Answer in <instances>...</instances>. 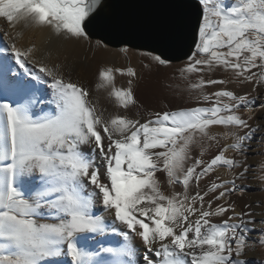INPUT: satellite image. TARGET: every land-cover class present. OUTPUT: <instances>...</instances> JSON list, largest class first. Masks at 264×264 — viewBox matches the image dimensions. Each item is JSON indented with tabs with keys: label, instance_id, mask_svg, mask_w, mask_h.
Instances as JSON below:
<instances>
[{
	"label": "snow or ice",
	"instance_id": "snow-or-ice-1",
	"mask_svg": "<svg viewBox=\"0 0 264 264\" xmlns=\"http://www.w3.org/2000/svg\"><path fill=\"white\" fill-rule=\"evenodd\" d=\"M197 3L193 42L177 69L196 106L144 118L133 66L98 70L96 89L123 110L106 115L50 53L22 42L25 28L90 42L100 0H0V264H248L238 259L246 248L264 246L252 205L237 211L231 199L249 171L237 156L246 159L258 130L249 120L259 98L252 93L264 88V0ZM141 55L144 68L170 64L162 53ZM117 75L127 87L116 86ZM39 85L50 100H37ZM245 85L251 92L237 91ZM38 102L53 107L37 113ZM258 167L264 183V162ZM220 169L230 178L215 175ZM109 233L124 242L81 244Z\"/></svg>",
	"mask_w": 264,
	"mask_h": 264
},
{
	"label": "water",
	"instance_id": "water-1",
	"mask_svg": "<svg viewBox=\"0 0 264 264\" xmlns=\"http://www.w3.org/2000/svg\"><path fill=\"white\" fill-rule=\"evenodd\" d=\"M198 19L197 0H100L92 39L186 59Z\"/></svg>",
	"mask_w": 264,
	"mask_h": 264
},
{
	"label": "rangeland",
	"instance_id": "rangeland-1",
	"mask_svg": "<svg viewBox=\"0 0 264 264\" xmlns=\"http://www.w3.org/2000/svg\"><path fill=\"white\" fill-rule=\"evenodd\" d=\"M231 3L232 2L226 0L225 6H230ZM96 40L97 39H92V38L90 39V41L92 42H96ZM85 43L86 42H81L82 48L83 49L85 48L84 50L87 49ZM106 48L119 52L121 48H127L128 52L125 55H127L128 58L130 59L131 66H133L136 69V71L141 73V75L146 78V82L138 91V94L144 96L145 98L143 100V105H142L144 113L162 111L165 108V106L168 105V103H173V102L175 104L185 105L183 107L196 106L195 101H191L187 99L188 93L185 89L184 83L180 80L179 74L177 72V69L183 66L187 58L177 62H170V64L167 67L153 65L151 69H148V68H144L143 64L149 63V60L147 57L141 55L142 53L148 51L133 49L128 46L111 47L107 45ZM93 55L94 53L92 51L86 50L85 57L87 58L88 61H91ZM116 86L119 87V84H117ZM229 87L235 88L236 86L230 85ZM251 88H252L251 85H245L243 86L242 89H237V91L251 92ZM252 95L253 96L258 95L259 98L256 100L255 104L253 105V112L250 114L252 118L249 120V124L252 127H257L258 130L254 134V139L252 140L253 142L251 141V143L248 146V149L246 150L245 153L246 159L243 156H237L238 159H243L244 163L249 166V171L246 173L245 179L237 181L238 184L245 186L244 192L233 194L231 196V199L236 202L237 211L246 210L244 209V206L246 204H250V205L255 204L257 206L256 208H251V211L253 213L256 212L255 214L263 215V216L261 215L262 217L261 216L255 217V228L259 230V229H264V224L259 223L260 220L264 219V183L260 182L256 178L261 174V170L258 167V165L264 162V109H260L259 107L261 103H264V88L258 89L257 92H253ZM171 100L173 102H171ZM248 115H249L248 113H245V118H247ZM214 129H216L215 131L220 130L218 128H214ZM252 149H254V151H251ZM228 155L234 156L236 154L233 152H229ZM215 175H222L224 177L226 176L225 178H230L226 175L225 169H220L217 173H215ZM161 178L163 179V177ZM249 227H253V225H249ZM109 234L105 235V237L102 236L101 240H104L102 242L104 245L101 243V246L103 245L104 247H106L105 245L106 243L108 244L109 242H113L114 240L113 237H116V234H112V233ZM108 238L109 240H107ZM121 240L118 243L117 247L124 242L123 240L122 241ZM94 244H98V241L96 239L94 240ZM116 244L114 245V247H116ZM97 246L98 245H95L93 248L96 249ZM251 251L258 252L256 253L258 255V259L256 262L253 263L248 262V264H264V246H261L259 244H256L254 246L250 245L248 248H246L244 254L238 259L246 260V254ZM141 258H142V253H141Z\"/></svg>",
	"mask_w": 264,
	"mask_h": 264
},
{
	"label": "bare ground",
	"instance_id": "bare-ground-1",
	"mask_svg": "<svg viewBox=\"0 0 264 264\" xmlns=\"http://www.w3.org/2000/svg\"><path fill=\"white\" fill-rule=\"evenodd\" d=\"M227 1L234 2V0H227ZM22 31H23L22 42L27 43L28 41L31 40V41L35 42L37 44V46L40 48V50H41L40 54L41 55L47 56L50 53V57H49L50 62L51 63H55V62L61 63L63 66L62 70H63L66 78H70L72 81L77 82L79 84H82L86 88L89 87L88 89L90 92V98L92 99V101L94 103H97L101 107L106 108L108 110L106 115L108 113H114L117 111H119V112H121V114H123V110H118L114 107L113 102L108 98L107 91L105 89L97 90L95 85L98 82V79H97L98 70L101 67H104V66H116V67L131 66L130 59L128 58L127 55H125V53H123L121 51L119 52V51H115V50H110L108 48H98L96 46V42H92V41H90V42L89 41H83V40H81V41H64V40L59 39V38L55 37L54 35H52L50 33V31H48L47 29L39 30V29H27V28H25V29H22ZM81 42H86L85 43L87 46L86 50L92 51L94 53L91 61H88L87 58L85 57L86 50H84L85 48L84 49L82 48ZM87 57H88V55H87ZM12 63L14 64V61ZM29 67L31 68V65H29ZM16 68L18 71L22 72V70L18 69V66H16ZM137 73H138V77H140V79L134 85V92H135V96H136L139 104L141 105V110L143 112V116H144V118H147L148 113H144L143 106H142L143 100L145 98H144V96H141L140 94H138L139 89H141L143 84L146 82V78L143 77L141 75V73H139L138 71H137ZM83 78H84V80H83ZM127 79H128L127 77L117 75L115 78V84L116 85L119 84V87H127ZM39 88L41 89V91L37 92V94H36L37 100L38 101L39 100H45V101L50 100L51 99V92L47 88V86L46 85H39ZM44 93H46V94H44ZM171 102H173V101L171 100ZM173 103H168V105L165 106V108L162 111H164V110H176L178 107L185 106L183 104H175V103L173 104ZM52 107H53L52 105L42 104V103L38 102L37 105L34 107V111L39 113L40 109L48 110L49 108H52ZM130 115L134 116L135 115L134 111L132 113H130ZM215 130L216 129H213V131H215ZM251 151H254V149H252ZM249 200H251V199H249ZM251 205H252V208L257 207L255 204H251ZM97 214H101V212L97 211ZM261 215L256 214L255 217H260ZM106 223L111 225L112 221H111L110 217L106 216ZM113 238H114L113 242H109L108 244L107 243L105 244L106 247H108V246L112 247V245L114 247V245L116 243H117L116 244V247H117V245L120 242L122 237L119 235H116V237H113ZM95 239L98 241V244H94ZM101 239H102V236H100V235L89 234L86 237H81V244L84 246H87L89 250L91 248L94 249L93 247L95 245H98L97 248L95 249V250H98L99 247H101V243L104 241ZM107 240H109V238ZM256 253H258V252L251 251V252L247 253L246 254V261L249 263L256 262L258 259V255Z\"/></svg>",
	"mask_w": 264,
	"mask_h": 264
}]
</instances>
